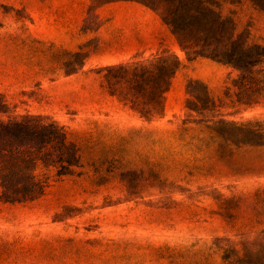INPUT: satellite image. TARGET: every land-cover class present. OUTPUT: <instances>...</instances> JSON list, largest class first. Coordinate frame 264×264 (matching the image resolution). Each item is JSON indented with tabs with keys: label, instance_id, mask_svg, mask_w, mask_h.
Here are the masks:
<instances>
[{
	"label": "rangeland",
	"instance_id": "374dc122",
	"mask_svg": "<svg viewBox=\"0 0 264 264\" xmlns=\"http://www.w3.org/2000/svg\"><path fill=\"white\" fill-rule=\"evenodd\" d=\"M211 1L264 47V12L250 0ZM162 52L181 68L146 121L96 72ZM236 81L230 68L188 60L144 4L0 0V94L15 116L62 126L82 166L36 202L0 199V264H219L216 245L251 246L264 231V99L243 107Z\"/></svg>",
	"mask_w": 264,
	"mask_h": 264
},
{
	"label": "trees",
	"instance_id": "16d2710c",
	"mask_svg": "<svg viewBox=\"0 0 264 264\" xmlns=\"http://www.w3.org/2000/svg\"><path fill=\"white\" fill-rule=\"evenodd\" d=\"M119 1L144 4L159 12L161 21L188 60L206 59L235 71L236 83L246 93V99L240 105L251 108L264 99V47L251 44L248 37L238 35L234 20L223 16L217 3L167 0L166 9L160 12L145 0ZM250 2L264 12V0ZM180 68L175 55L162 52L142 61L106 66L98 69L96 74L101 76V88L108 96L149 121L161 113L163 97ZM194 83L197 82L190 81L188 88ZM206 96L210 98L208 94ZM188 104V110L204 118V108L198 109L195 105L190 108ZM211 112H215L214 109ZM261 124L254 122L253 127L248 126L257 134L262 130ZM81 168L79 150L62 126L40 115L15 116L6 98L0 94L2 201L10 204L36 202L52 181L78 176ZM212 253L220 254L219 264H264V231L251 246L244 245L237 250L228 244L216 245Z\"/></svg>",
	"mask_w": 264,
	"mask_h": 264
},
{
	"label": "crops",
	"instance_id": "0c3cea01",
	"mask_svg": "<svg viewBox=\"0 0 264 264\" xmlns=\"http://www.w3.org/2000/svg\"><path fill=\"white\" fill-rule=\"evenodd\" d=\"M132 6H135V9H137V10L141 11L140 9H138V7H136V5H132ZM141 12H142V11H141Z\"/></svg>",
	"mask_w": 264,
	"mask_h": 264
}]
</instances>
